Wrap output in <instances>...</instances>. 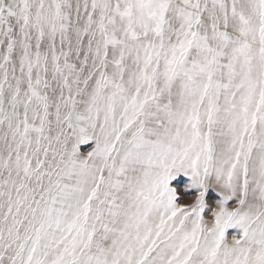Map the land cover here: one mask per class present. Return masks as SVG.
<instances>
[{"label": "snow or ice", "instance_id": "1", "mask_svg": "<svg viewBox=\"0 0 264 264\" xmlns=\"http://www.w3.org/2000/svg\"><path fill=\"white\" fill-rule=\"evenodd\" d=\"M0 264H264V0H0Z\"/></svg>", "mask_w": 264, "mask_h": 264}, {"label": "rangeland", "instance_id": "2", "mask_svg": "<svg viewBox=\"0 0 264 264\" xmlns=\"http://www.w3.org/2000/svg\"><path fill=\"white\" fill-rule=\"evenodd\" d=\"M94 147H95V141L93 140V141H89L85 144H81L79 146V150L81 153L86 154L89 151H91ZM191 184H192L191 177L189 175H185L184 173L178 174V176L170 182V186L177 189V197H178L177 202L178 203L183 204V203L189 202L190 197H194V196L198 195L200 190L196 187H192ZM205 199H206V203L209 206L205 208L204 215L210 216L211 213L215 209L216 202L221 201L223 199V197H222V195H220L219 191H217L213 188H209L207 191ZM208 201H210V202H208ZM235 203H236V200L232 199V200H229L227 202L226 206L231 207ZM237 228H239L238 225L230 226L226 230V237H228L230 239V237L236 236V234H235L236 231H238V233L241 234V232Z\"/></svg>", "mask_w": 264, "mask_h": 264}, {"label": "bare ground", "instance_id": "3", "mask_svg": "<svg viewBox=\"0 0 264 264\" xmlns=\"http://www.w3.org/2000/svg\"><path fill=\"white\" fill-rule=\"evenodd\" d=\"M92 144H93V143H92ZM211 188H213V189H215V190H216V188H215V187H211ZM220 195H221V194H220ZM218 197H219V196H218ZM213 200H214V199H213ZM219 200H220V199H219ZM208 202H210V201H208ZM211 206H212V205H211ZM210 208H211V207H210ZM211 209H212V208H211ZM209 210H210V209H209ZM207 211H208V210H207ZM208 214H209V213H208ZM205 216H206V215H205ZM233 226H235V225H233ZM238 227H239V226H238ZM237 229H239V231H240V232H241V234H242V231H243V230H242L240 227H239V228H237ZM235 234H236V235H240V234L238 233V231H236V232H235ZM228 235H229V234H228ZM227 238H228V237H227ZM230 238H231V237H230Z\"/></svg>", "mask_w": 264, "mask_h": 264}, {"label": "clouds", "instance_id": "4", "mask_svg": "<svg viewBox=\"0 0 264 264\" xmlns=\"http://www.w3.org/2000/svg\"><path fill=\"white\" fill-rule=\"evenodd\" d=\"M218 211H219V209H217V212H218ZM231 242H232V241H231V239H230V240H229V243L231 244Z\"/></svg>", "mask_w": 264, "mask_h": 264}]
</instances>
